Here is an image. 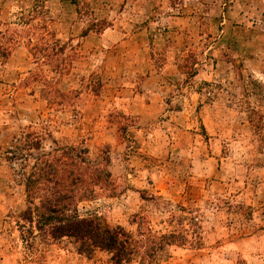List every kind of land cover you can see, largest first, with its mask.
Returning a JSON list of instances; mask_svg holds the SVG:
<instances>
[{
  "label": "rangeland",
  "instance_id": "obj_1",
  "mask_svg": "<svg viewBox=\"0 0 264 264\" xmlns=\"http://www.w3.org/2000/svg\"><path fill=\"white\" fill-rule=\"evenodd\" d=\"M27 133L98 173L80 214L201 237L150 264H264V0H0V264H112L24 240Z\"/></svg>",
  "mask_w": 264,
  "mask_h": 264
},
{
  "label": "trees",
  "instance_id": "obj_2",
  "mask_svg": "<svg viewBox=\"0 0 264 264\" xmlns=\"http://www.w3.org/2000/svg\"><path fill=\"white\" fill-rule=\"evenodd\" d=\"M41 148V139L31 133L15 137L8 148L9 160L20 162L26 171L24 183L30 205L19 215L24 240L27 235H33L34 241L37 237L50 241L68 239L78 254L89 258L97 250L107 251L112 264L130 263L138 255H143L144 264H150L167 245L202 244L196 233L188 235L184 222L161 235L150 227L144 232L139 229L135 235L123 226L109 225L98 215L80 214L78 203L87 198L91 185H97L98 173L92 171V175L84 177L79 172L78 154H45L34 157V165L28 167L33 150ZM188 222L191 226L196 224L192 218Z\"/></svg>",
  "mask_w": 264,
  "mask_h": 264
},
{
  "label": "crops",
  "instance_id": "obj_3",
  "mask_svg": "<svg viewBox=\"0 0 264 264\" xmlns=\"http://www.w3.org/2000/svg\"><path fill=\"white\" fill-rule=\"evenodd\" d=\"M180 20H183L179 17ZM222 22H225V21H222ZM226 24H227V21H226ZM148 81L150 80L152 82V85L154 84V89L153 91H160V88L159 86L162 85L164 83V78H162V75L161 74H157L155 72H152L151 75L149 76V78H147ZM137 103V102H135ZM149 108L148 104L145 103L144 104V112L147 111V109Z\"/></svg>",
  "mask_w": 264,
  "mask_h": 264
}]
</instances>
